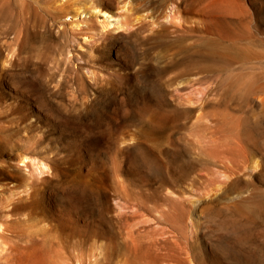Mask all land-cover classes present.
Returning <instances> with one entry per match:
<instances>
[{
	"label": "rangeland",
	"instance_id": "374dc122",
	"mask_svg": "<svg viewBox=\"0 0 264 264\" xmlns=\"http://www.w3.org/2000/svg\"><path fill=\"white\" fill-rule=\"evenodd\" d=\"M210 2L0 0V264H264V0Z\"/></svg>",
	"mask_w": 264,
	"mask_h": 264
},
{
	"label": "bare ground",
	"instance_id": "6f19581e",
	"mask_svg": "<svg viewBox=\"0 0 264 264\" xmlns=\"http://www.w3.org/2000/svg\"><path fill=\"white\" fill-rule=\"evenodd\" d=\"M208 1V0H207ZM210 1H212V0H210ZM216 0H214V2H215ZM226 1V0H225ZM214 2H210V4H213ZM124 3V2H123ZM223 3V2H222ZM221 3V4H222ZM239 3V2H238ZM178 4V3H177ZM181 4V3H180ZM217 4V3H216ZM219 4V3H218ZM227 4H228V2H227ZM233 4V3H232ZM231 4V5H232ZM98 5V4H97ZM119 5V4H118ZM176 5V4H175ZM205 5V4H204ZM230 5V4H229ZM90 6V5H89ZM95 6V5H94ZM213 6V5H212ZM92 7V6H91ZM119 7V6H118ZM120 7H124V5L123 6H120ZM174 7H176V6H174ZM224 7V6H223ZM214 8V7H213ZM213 8H211V9H213ZM215 8H216V6H215ZM214 8V9H215ZM218 8V7H217ZM233 8V6H231V8L229 7V9H232ZM107 9V8H106ZM106 9H104V8H101V7H93V8H91V10L89 9L88 10V13L92 16V15H100V16H102V18H103V23H105V25L107 26V25H113L115 28H123L124 26H126V25H128V24H132V25H130V26H133V24L134 23H131V22H134L133 21V19L129 22V20H125V21H123L124 19H122V17H121V15L119 14V13H117V11H113V9H112V11H110L109 9L108 10H106ZM119 9V8H118ZM117 9V10H118ZM198 9V8H197ZM214 9H213V12H214ZM194 10V9H193ZM217 10V9H216ZM200 11V10H199ZM223 11V10H222ZM178 12H179V10H178ZM195 12V11H194ZM209 12V11H208ZM229 12V11H228ZM185 13V12H184ZM199 13V12H198ZM203 14V13H202ZM226 14V13H225ZM67 15V14H66ZM142 15V14H141ZM140 15V16H141ZM198 15V14H197ZM140 16H136L135 17V20H139V17ZM142 16H145L144 14L142 15ZM142 16H141V18H142ZM167 17V16H166ZM144 19V18H143ZM206 20V19H205ZM127 21L129 22V23H127ZM225 21V20H224ZM136 22V21H135ZM139 23H140V21H138ZM153 23H155L154 21H152ZM137 23V22H136ZM138 24V23H137ZM152 24V23H151ZM135 25V24H134ZM150 25V24H149ZM104 26V25H103ZM209 26V25H208ZM151 27V26H150ZM218 29V28H217ZM233 35V34H232ZM257 87V86H256ZM25 159L26 160H28V159H30V161L32 162V163H37V166H38V168L37 169H40L39 171H44V168L46 167V165L45 164H43L42 162H40V161H36V159L35 158H30V157H20V159H19V161H18V163L20 162V163H23L24 161H25ZM24 164V163H23Z\"/></svg>",
	"mask_w": 264,
	"mask_h": 264
}]
</instances>
